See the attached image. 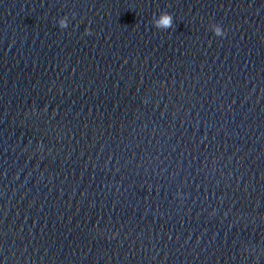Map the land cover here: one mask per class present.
I'll list each match as a JSON object with an SVG mask.
<instances>
[{
	"label": "clouds",
	"instance_id": "clouds-1",
	"mask_svg": "<svg viewBox=\"0 0 264 264\" xmlns=\"http://www.w3.org/2000/svg\"><path fill=\"white\" fill-rule=\"evenodd\" d=\"M75 14L73 13V16ZM69 20L67 16L61 17L58 20V26L60 29H66L68 27ZM152 24L155 28L159 30H167L173 26V16L168 12H161L159 16H154L152 19ZM211 30L217 37H224L226 35L225 30L219 24H212ZM85 34L90 35V31L85 29Z\"/></svg>",
	"mask_w": 264,
	"mask_h": 264
}]
</instances>
